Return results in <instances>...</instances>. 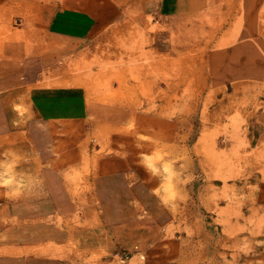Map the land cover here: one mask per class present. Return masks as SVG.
Returning <instances> with one entry per match:
<instances>
[{
	"label": "crops",
	"instance_id": "crops-1",
	"mask_svg": "<svg viewBox=\"0 0 264 264\" xmlns=\"http://www.w3.org/2000/svg\"><path fill=\"white\" fill-rule=\"evenodd\" d=\"M170 4L142 14L167 18ZM125 15L113 0H48L36 9L34 53L18 61L19 71L0 69V264H264V110L238 155L262 160L254 172L262 230L238 254L214 248L207 261L186 242L188 202L166 200L160 163L152 162L155 172L146 160L158 147L163 159L186 148L184 118L171 114L184 88L157 89L166 77L154 71L141 77L147 93L139 73L109 93L61 66L107 60V48L117 62L133 59L136 52L121 47ZM156 35L149 50L171 58ZM74 78L82 83L57 84Z\"/></svg>",
	"mask_w": 264,
	"mask_h": 264
},
{
	"label": "rangeland",
	"instance_id": "rangeland-1",
	"mask_svg": "<svg viewBox=\"0 0 264 264\" xmlns=\"http://www.w3.org/2000/svg\"><path fill=\"white\" fill-rule=\"evenodd\" d=\"M47 1L0 0V64L5 66L1 71H19L18 61L34 53L36 9ZM170 1L169 17L154 19L142 11L149 6L158 9L163 0H113L125 9L129 26L120 37L121 47L136 52L133 59L117 62L114 50L107 48V60L95 55L88 62L69 61L61 66L74 76L87 74L93 87L109 93L115 83L124 86L125 75L133 73H139L141 92L147 93L141 77L154 71L166 77L157 80L161 83L157 89L160 85L175 92L184 88L182 95L174 93L171 114L184 118L186 148L181 155L169 149L171 158L163 159L158 147L155 157L146 160L155 172L159 169L152 162L160 163L166 200L173 205L176 200L188 202L194 221L185 225L186 242L205 252L208 261L214 248L234 249L238 254L262 230L255 206L260 176L254 173L262 160L244 161L238 155L246 145L249 123L259 125L264 110V0ZM142 19L150 25L142 26ZM154 33L157 43L169 46L171 58L149 50ZM185 74L187 78H181ZM78 82L82 79L57 84ZM12 178L13 184L20 183ZM180 183L187 189L181 191ZM121 255L119 263L126 259Z\"/></svg>",
	"mask_w": 264,
	"mask_h": 264
}]
</instances>
